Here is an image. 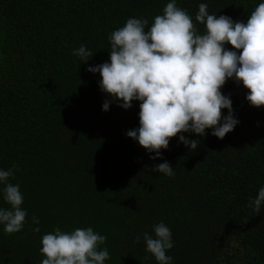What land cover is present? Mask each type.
I'll return each mask as SVG.
<instances>
[{"label": "trees", "instance_id": "16d2710c", "mask_svg": "<svg viewBox=\"0 0 264 264\" xmlns=\"http://www.w3.org/2000/svg\"><path fill=\"white\" fill-rule=\"evenodd\" d=\"M169 0H0V169L15 166L27 211L24 228L0 225V264H40L41 238L55 228L92 227L106 236L105 264H157L142 234L163 221L172 232L173 264H264V205L248 207L264 186V106H250L242 84L229 79L239 120L222 139L200 137L189 150L177 137L150 159L126 131L139 126V101L123 109L98 87L89 65L108 60L109 35L128 18L163 14ZM260 0H177L195 21L209 14L246 21ZM84 44L93 56L81 62ZM231 49V45H226ZM227 114V110H222ZM168 161L165 176L153 167ZM0 207H9L0 198ZM39 218L37 225L31 218ZM140 236V241L136 237Z\"/></svg>", "mask_w": 264, "mask_h": 264}, {"label": "clouds", "instance_id": "9594fccd", "mask_svg": "<svg viewBox=\"0 0 264 264\" xmlns=\"http://www.w3.org/2000/svg\"><path fill=\"white\" fill-rule=\"evenodd\" d=\"M207 9L206 3H200L195 15V21L205 26L204 34H197L192 17L177 6V0H169L147 30V19L128 18L108 37V60L86 69L99 74V90L109 97L102 103V111H108L111 102L128 109L133 101H139V126L127 130L126 136L147 153H155L150 159L162 158L161 150L168 148L173 137L195 150L199 141L183 133L204 137L210 129L211 135L222 139L234 130L239 120L229 95L222 93L229 79L248 89L245 99L250 106H264V0L246 21L209 14ZM73 55L85 62L93 52L81 44ZM16 170L15 166L0 169V198L9 205L0 207V225L6 234L21 231L27 217L21 207L24 196L20 186L10 182ZM152 170L175 175L166 160ZM262 205L264 186L247 206L259 213ZM31 220L37 225L32 231L39 232V218ZM152 231L154 235L142 234L145 251L157 264H173L166 254L174 246L170 228L161 221ZM105 241L106 236L92 227L70 232L55 228L41 238L40 264H105L110 259L107 248H100Z\"/></svg>", "mask_w": 264, "mask_h": 264}]
</instances>
